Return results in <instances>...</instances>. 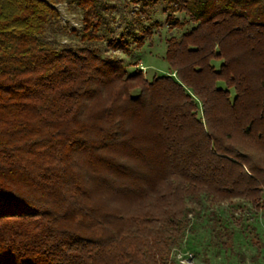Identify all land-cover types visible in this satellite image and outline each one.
Returning a JSON list of instances; mask_svg holds the SVG:
<instances>
[{"label": "trees", "instance_id": "obj_1", "mask_svg": "<svg viewBox=\"0 0 264 264\" xmlns=\"http://www.w3.org/2000/svg\"><path fill=\"white\" fill-rule=\"evenodd\" d=\"M118 3L0 0V264H172L207 203L264 208L231 136L264 144V0H131L113 35ZM139 3L191 24L151 79L103 52L144 45Z\"/></svg>", "mask_w": 264, "mask_h": 264}, {"label": "rangeland", "instance_id": "obj_2", "mask_svg": "<svg viewBox=\"0 0 264 264\" xmlns=\"http://www.w3.org/2000/svg\"><path fill=\"white\" fill-rule=\"evenodd\" d=\"M130 1L120 0L118 3L114 21L110 24L113 35L121 31L124 20L130 17L133 8ZM138 6L147 10L148 14H144L142 19L152 29L144 45L141 48L132 45L129 52L106 48L103 52L121 58L129 71L141 69L144 76L151 79L169 71L164 57L167 40L178 37L191 24L169 27L160 3L150 7L139 3L134 8ZM58 8L63 24L69 28L80 27L79 13L70 11L65 5ZM176 16L182 19L180 13L176 12ZM231 136L250 155L249 161L252 164L264 166V144L254 143L251 138L239 137L235 128H232ZM190 220L191 226L183 243L171 252L172 264H264V208L254 207L240 199L214 205L207 203Z\"/></svg>", "mask_w": 264, "mask_h": 264}]
</instances>
